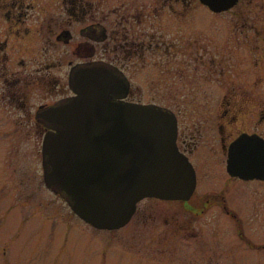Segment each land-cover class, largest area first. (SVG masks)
Masks as SVG:
<instances>
[{
	"label": "flooded vegetation",
	"instance_id": "flooded-vegetation-1",
	"mask_svg": "<svg viewBox=\"0 0 264 264\" xmlns=\"http://www.w3.org/2000/svg\"><path fill=\"white\" fill-rule=\"evenodd\" d=\"M222 1L0 0V112L41 139L50 128L36 114L74 94L70 70L108 67L127 84L123 99L172 112L175 147L194 174L180 206L219 210L245 241L236 211L264 191V0ZM229 192L240 194L233 205ZM151 198L170 200L142 197L128 220L144 222L140 202ZM163 220L182 228L178 210Z\"/></svg>",
	"mask_w": 264,
	"mask_h": 264
},
{
	"label": "rangeland",
	"instance_id": "rangeland-1",
	"mask_svg": "<svg viewBox=\"0 0 264 264\" xmlns=\"http://www.w3.org/2000/svg\"><path fill=\"white\" fill-rule=\"evenodd\" d=\"M15 118L22 119L0 112V264H264V191L251 195L254 206L247 194L236 211L245 241L219 210L193 216L173 198L141 201L145 216L150 210L144 222L133 215L119 227L96 228L42 183L40 132L18 130ZM234 193L230 205L240 198ZM174 210L182 223L176 232L163 220Z\"/></svg>",
	"mask_w": 264,
	"mask_h": 264
},
{
	"label": "water",
	"instance_id": "water-1",
	"mask_svg": "<svg viewBox=\"0 0 264 264\" xmlns=\"http://www.w3.org/2000/svg\"><path fill=\"white\" fill-rule=\"evenodd\" d=\"M69 86L73 95L36 114L50 128L39 147L45 186L83 221L107 229L123 225L142 197L188 198L194 174L175 147L171 111L123 99L125 80L102 64L70 70Z\"/></svg>",
	"mask_w": 264,
	"mask_h": 264
}]
</instances>
